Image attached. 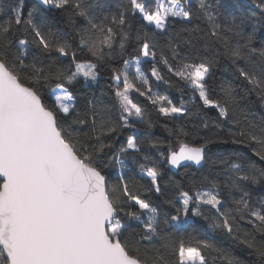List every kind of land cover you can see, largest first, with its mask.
I'll list each match as a JSON object with an SVG mask.
<instances>
[{
    "label": "snow or ice",
    "instance_id": "1",
    "mask_svg": "<svg viewBox=\"0 0 264 264\" xmlns=\"http://www.w3.org/2000/svg\"><path fill=\"white\" fill-rule=\"evenodd\" d=\"M251 3L228 17L213 0H119L99 16L91 0H40L51 23L24 0L0 6V264H264V0ZM222 64L239 87L213 79ZM102 70L108 100L81 102ZM156 82L215 110L217 131L195 145L165 124L178 147H150L171 168L214 173L166 179L137 135L121 142L154 126L139 97L173 121L193 115ZM213 145L237 148L212 158Z\"/></svg>",
    "mask_w": 264,
    "mask_h": 264
},
{
    "label": "trees",
    "instance_id": "2",
    "mask_svg": "<svg viewBox=\"0 0 264 264\" xmlns=\"http://www.w3.org/2000/svg\"><path fill=\"white\" fill-rule=\"evenodd\" d=\"M119 0H91V3L94 5V12L102 16L107 14L110 11L116 10V4ZM16 3V0H0V6L5 7L8 12H11V6ZM213 3L217 6L218 10L224 16H242L245 14L250 13L253 10V5L251 0H213ZM31 13L38 22L41 23H51L53 20H59L53 12L49 11L48 9L44 8L37 0H24V14L27 16ZM72 33L69 30V35L66 37L71 42ZM260 39V34H258V43ZM78 55L83 56L84 53H78ZM145 69H148L147 74L150 76V69L147 64L142 65ZM227 65L222 64V66L215 68L213 70V79L216 81L217 84L219 83H232L234 86L239 87L240 82L236 81L234 76L230 71H226ZM162 73L166 76V69L163 68V65H160ZM103 79H101L98 83L92 84L89 82V85L86 88H81L79 90V99L81 102L85 99L84 93H87L88 96L92 94L95 95L97 99L108 100V96L104 95L105 93L109 92L108 83H107V70H102ZM154 79V78H153ZM153 89L161 91V93H167L172 100L177 103L178 105L183 101L184 106L187 107L193 115L191 117L185 116L183 118H177L175 121L168 119L166 117L161 116L153 107L150 102L146 101L145 98L139 97V101L145 106L146 115L150 117L154 126L152 128H147L144 124H138V127L142 129L143 135L138 132H133V130L128 129L125 132V136H122L121 142L124 141L127 135H137L140 138V142H142L144 146V150L148 155H151L158 167L162 172L165 174V178L173 177L176 179L182 178L185 174L191 176L195 174L196 176H203L209 175L210 173H214L211 165H204L202 168H196L195 166H190L186 169H179L178 171L174 172L170 169L169 165H167L163 160L160 159L158 152L156 149L150 147V141L161 140L164 141L165 144H171L174 148L178 147L179 141L175 135H171L168 131L165 130L164 125L167 124L168 128H177L182 127L186 132L189 133L187 137V142L190 144L198 145L202 142L201 137H211L214 132L217 130L214 127L213 121L217 118V113L215 110L210 109H203L198 108L197 105L200 104L198 100L195 103L192 102V93L186 92V94L181 97V93L176 90L175 85L172 88H168L167 85H164L162 82H156L153 84ZM218 91V89H217ZM203 117V120H201ZM264 117V109H255V118L257 120ZM203 121H207L209 123V128L205 129L202 127ZM195 126V127H194ZM237 146L235 145H213L211 146L210 156L215 158L217 152H225L226 149L231 150L235 149ZM225 154H229L225 152ZM128 165V169L130 171V175H133L139 183L147 185L148 179L146 176H143L139 172V168L135 165L132 161H126ZM151 166V164L149 165ZM108 178L110 182L116 183L118 176L120 175V169L117 168H110L107 170ZM174 195V192L170 191L169 189H165V196L170 197ZM254 198L264 197V191L260 189H256L253 193ZM153 199L156 200L157 203H160L161 206L167 209V205L162 203V197H155ZM209 237L216 240V242H220V237L216 236L215 234L209 233ZM239 253V250H237ZM249 261L254 260L252 257H247Z\"/></svg>",
    "mask_w": 264,
    "mask_h": 264
},
{
    "label": "water",
    "instance_id": "3",
    "mask_svg": "<svg viewBox=\"0 0 264 264\" xmlns=\"http://www.w3.org/2000/svg\"><path fill=\"white\" fill-rule=\"evenodd\" d=\"M39 3H40V0H37ZM191 166H195L196 168H202L203 166H196V165H191ZM170 167V166H169ZM170 169L172 170V171H174V172H176V171H178L179 169H175V168H171L170 167Z\"/></svg>",
    "mask_w": 264,
    "mask_h": 264
},
{
    "label": "rangeland",
    "instance_id": "4",
    "mask_svg": "<svg viewBox=\"0 0 264 264\" xmlns=\"http://www.w3.org/2000/svg\"><path fill=\"white\" fill-rule=\"evenodd\" d=\"M147 74V73H146ZM158 91V90H157ZM161 92V91H160Z\"/></svg>",
    "mask_w": 264,
    "mask_h": 264
}]
</instances>
